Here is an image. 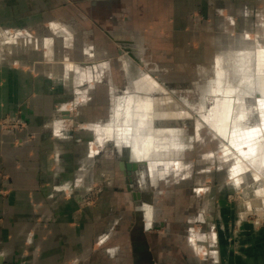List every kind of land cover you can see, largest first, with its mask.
Wrapping results in <instances>:
<instances>
[{
    "label": "crops",
    "instance_id": "crops-1",
    "mask_svg": "<svg viewBox=\"0 0 264 264\" xmlns=\"http://www.w3.org/2000/svg\"><path fill=\"white\" fill-rule=\"evenodd\" d=\"M0 45L15 49L0 55V264H264V227L224 184L200 187L211 165L195 171L194 136L172 117L212 69L199 108L220 94L219 133L234 110L259 111L264 0H0ZM68 53L77 74L50 66ZM227 59L241 73L230 95Z\"/></svg>",
    "mask_w": 264,
    "mask_h": 264
},
{
    "label": "rangeland",
    "instance_id": "rangeland-1",
    "mask_svg": "<svg viewBox=\"0 0 264 264\" xmlns=\"http://www.w3.org/2000/svg\"><path fill=\"white\" fill-rule=\"evenodd\" d=\"M16 49L17 54L20 56H25L27 53L26 51H28L25 46H20ZM14 50L10 46L0 45L1 56H10L11 53H14ZM258 51L261 54H264V49H260ZM34 53L35 58L41 59V55L40 57L37 56L38 52ZM68 57L70 59H66V62H64L63 60L60 61L57 57L56 59H51L50 66L56 67L55 71H58L62 69V67L66 63H68L66 64L67 71L71 69L72 72H76V74L79 73V70L75 68L77 67L76 64L78 63H76L77 61L76 59H74L73 54L68 53ZM130 57L131 59L129 60L131 62V65H134L132 67L137 66L138 62H136V59H134V57L131 55ZM262 60L264 59H261L259 65L257 59L256 70L258 75L262 74L261 82L262 86H264V61ZM34 62L36 63H32L33 66L40 67L43 65L42 63L38 64L39 60H35ZM78 62H80V60ZM58 66L61 68H59ZM239 66V60L236 59H227L226 65L224 66L228 74V78L226 79L227 85L232 88L238 86L241 79ZM244 66L247 67V65L245 64L242 65V70H245ZM216 68L218 71L217 65L215 67V71ZM150 69L146 70L148 71ZM202 72H204L203 75L198 77V79H194V84L197 83V85L194 86V96L187 97V99L189 98V100L191 101V103H189V107L193 110L181 111L183 113L172 115V117L182 116V118H179L176 123L178 125L180 124L184 126L183 129L185 132H187V134L194 136L192 137L195 140L194 151L196 153L193 165L195 171L198 170L197 167L200 168L201 166H205L206 164L211 165L209 167L212 173L210 172V174H206L202 177L195 174L193 177L196 178L195 180L198 181L201 188L208 187L212 189L213 186L224 184V190L221 191V194L225 192L227 202L235 206V211L240 214V216L251 220L254 225H256V227L262 228L264 227V104H262L264 103V98H262L261 102H258V112L248 113V111H244V109L234 110L232 116H230L231 118L229 122L231 126L228 127V133H219L217 131V125L221 122V117L223 116V114L225 115V110H223V114L220 115V121H217L215 125H213V117L219 109V104L222 102V97L220 96V94L216 95L217 93L215 94L212 93V91L210 92V94L215 95L213 96L215 98L208 101V112L205 111L203 113V111H200L199 108L202 99V93L204 92L203 90L204 88H206L205 81L211 79L213 69L212 71L209 70V72L205 70H203ZM208 75L210 77H208ZM261 82H259L260 86ZM143 84H145L146 89L149 90L154 87V85H156V82L152 78H147V80H144ZM190 87L192 88V85H186V87H184V92H186L187 89L191 90ZM212 90H214V85ZM250 99L251 95H248V102L251 101ZM203 104L204 103L201 104V109L204 107ZM66 116H69L67 118L70 119L71 112H68ZM166 116L167 115H165L164 117ZM167 117H169V113ZM243 120L247 121L245 124H257L250 128H241L240 124ZM25 126L22 125L21 127V125H18L17 127L12 126V128H24ZM67 129H72L74 131L75 127L73 125H69ZM229 141H231V143H229ZM219 143L221 145H219ZM170 148L172 147L170 146ZM240 150L243 153L242 155L239 153ZM220 151L224 153V159L221 158L222 156ZM203 152L209 154L211 160L207 159L208 161L206 162L200 160V153ZM239 160H242V163L239 162ZM238 163L242 164L243 171L240 173L238 172L234 175L233 171Z\"/></svg>",
    "mask_w": 264,
    "mask_h": 264
},
{
    "label": "built area",
    "instance_id": "built-area-1",
    "mask_svg": "<svg viewBox=\"0 0 264 264\" xmlns=\"http://www.w3.org/2000/svg\"><path fill=\"white\" fill-rule=\"evenodd\" d=\"M100 185H101L100 183H96L87 189L85 195L82 197L79 203L81 207L90 205L96 201L100 193V189H101Z\"/></svg>",
    "mask_w": 264,
    "mask_h": 264
},
{
    "label": "bare ground",
    "instance_id": "bare-ground-1",
    "mask_svg": "<svg viewBox=\"0 0 264 264\" xmlns=\"http://www.w3.org/2000/svg\"><path fill=\"white\" fill-rule=\"evenodd\" d=\"M219 64V63H218ZM221 65V64H220ZM224 76V71L222 70V69H220V67H219V65H218V71H217V73H216V78H215V81H216V86L217 87H219V84H220V81L222 82V83H224L223 81H222V77ZM261 84H262V82H261ZM260 86V85H259ZM260 87H262V85L260 86ZM233 90V89H232ZM262 94H264V87H262ZM225 93H226V95L227 94H229L230 95V89H229V86H227L226 87V89H225ZM261 96V95H260ZM228 97V96H227ZM229 102V101H228ZM225 109V108H224ZM222 115V114H221ZM226 117H228L226 114L224 115L223 114V116L221 117V125H222V123L224 124V123H226L225 121H226ZM220 118V117H219ZM225 118V119H224ZM229 120V119H228ZM220 121V120H219ZM220 123H218V128L220 129V131L221 132H225L226 130H227V128L226 127H221L220 128ZM218 129V130H219ZM227 133V132H226ZM242 150V149H241ZM138 158V157H137Z\"/></svg>",
    "mask_w": 264,
    "mask_h": 264
}]
</instances>
